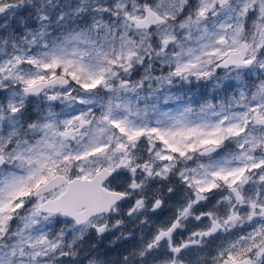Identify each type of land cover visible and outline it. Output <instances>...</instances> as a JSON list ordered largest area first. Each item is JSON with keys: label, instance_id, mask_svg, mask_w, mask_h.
Instances as JSON below:
<instances>
[{"label": "snow or ice", "instance_id": "snow-or-ice-1", "mask_svg": "<svg viewBox=\"0 0 264 264\" xmlns=\"http://www.w3.org/2000/svg\"><path fill=\"white\" fill-rule=\"evenodd\" d=\"M0 264H264V0H0Z\"/></svg>", "mask_w": 264, "mask_h": 264}]
</instances>
